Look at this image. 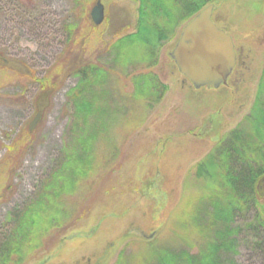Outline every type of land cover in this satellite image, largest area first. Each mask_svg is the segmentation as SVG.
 Listing matches in <instances>:
<instances>
[{
	"label": "rangeland",
	"instance_id": "rangeland-1",
	"mask_svg": "<svg viewBox=\"0 0 264 264\" xmlns=\"http://www.w3.org/2000/svg\"><path fill=\"white\" fill-rule=\"evenodd\" d=\"M98 1L0 0V242L12 227L10 214L29 200L61 151L72 118L68 94L78 82L72 70L89 60H104L110 40L136 28L138 1L100 0L105 19L97 25L91 10ZM213 3V19L233 36L239 52L231 85L196 88L179 70L171 51L187 21L182 23L174 39L161 47L155 66L169 85L166 97L139 127L123 123V113L104 115L119 120L112 132L122 151L119 162L113 171L99 169L80 193L66 195L68 209L79 220L53 231L47 249L27 264H116L123 249L126 261L136 255L128 264H144L151 245L145 239L171 218L172 224L184 222L182 233L167 228L158 237L159 246L197 252L206 243L207 238L194 234L193 225L197 210L199 220L208 219L212 189L200 187L201 181L190 174L232 129L240 124L250 129L246 116L264 68V0ZM148 34L146 39L152 36ZM114 71L110 103L124 105L133 85L120 69ZM31 72L43 78L45 87L27 75ZM132 110L134 123L142 110L137 104ZM87 161L84 154L75 165ZM181 200L183 207L177 208ZM250 218L257 225L254 213L233 223L241 233L235 250L226 251L220 264H264V229L247 228Z\"/></svg>",
	"mask_w": 264,
	"mask_h": 264
},
{
	"label": "trees",
	"instance_id": "trees-1",
	"mask_svg": "<svg viewBox=\"0 0 264 264\" xmlns=\"http://www.w3.org/2000/svg\"><path fill=\"white\" fill-rule=\"evenodd\" d=\"M135 1H138L135 30L112 38L104 60H89L72 70L78 82L68 94L72 118L65 131L63 146L53 159L50 171L39 181L37 190L23 207L10 214L12 227L0 242V264H27L40 251L47 249L53 231L67 229L79 220L68 209L67 196L80 193L99 169H114L122 155L117 138L112 134L120 126L116 123L118 118L104 115L109 116L114 111L123 113V123L130 124V128L139 127L140 120L164 100L169 90V85L155 70L161 47L174 39L182 23L213 3V0ZM148 32L152 35L150 39L145 38V34L148 38ZM117 68L133 85V90L126 93L129 101L124 105L110 103L109 98L113 92L111 78ZM31 73L27 75L45 87L43 78ZM135 104L142 111L133 123L131 112L135 114L132 110ZM246 119L251 130L242 124L232 129L190 174L201 181L200 187L212 189L211 200L214 202L210 204L212 210H206L208 219L199 220L197 210L193 225L194 234L203 235L207 238L206 243L197 252L188 248L173 251L159 246L156 243L158 237L167 228L182 233L184 222L172 224L171 218L163 228L153 230L155 236L145 239L144 242L151 245L144 264H220L226 251L235 250L236 236L241 233L240 228L233 227L237 219L254 213L257 225H251L250 218L246 227L255 225L259 230L264 229V68L257 97ZM127 140L126 132L122 141ZM84 154H88L89 161L81 167L75 165V160ZM182 202L177 208L183 207ZM156 219L162 220L158 215ZM124 251L119 252L116 264H128L130 257L127 256L126 261ZM135 256L131 254V258Z\"/></svg>",
	"mask_w": 264,
	"mask_h": 264
},
{
	"label": "water",
	"instance_id": "water-1",
	"mask_svg": "<svg viewBox=\"0 0 264 264\" xmlns=\"http://www.w3.org/2000/svg\"><path fill=\"white\" fill-rule=\"evenodd\" d=\"M214 4H209L188 21L171 51L179 70L196 88L220 87L237 63V52L233 37L213 20ZM95 24L105 19V7L99 0L91 10ZM40 117L38 113L30 128ZM264 188V184H263Z\"/></svg>",
	"mask_w": 264,
	"mask_h": 264
},
{
	"label": "flooded vegetation",
	"instance_id": "flooded-vegetation-1",
	"mask_svg": "<svg viewBox=\"0 0 264 264\" xmlns=\"http://www.w3.org/2000/svg\"><path fill=\"white\" fill-rule=\"evenodd\" d=\"M238 56H239V52L237 51V63H236V66H237V64H238ZM236 66H235V68H236ZM235 68H234V70H235ZM234 70H233L232 73H235ZM231 75H232V74H231ZM228 80H229V79H228ZM238 80H239V77L236 76V78H235V80L233 81V83L237 84ZM229 85H231V83L228 81V83H227L225 86H229Z\"/></svg>",
	"mask_w": 264,
	"mask_h": 264
}]
</instances>
